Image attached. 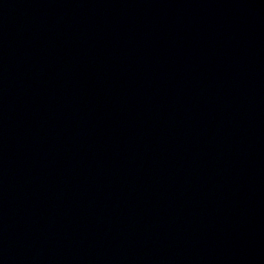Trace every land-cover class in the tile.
I'll return each instance as SVG.
<instances>
[{
  "label": "water",
  "instance_id": "1",
  "mask_svg": "<svg viewBox=\"0 0 264 264\" xmlns=\"http://www.w3.org/2000/svg\"><path fill=\"white\" fill-rule=\"evenodd\" d=\"M0 264H264V0H0Z\"/></svg>",
  "mask_w": 264,
  "mask_h": 264
}]
</instances>
